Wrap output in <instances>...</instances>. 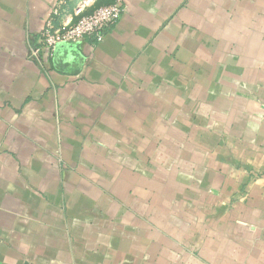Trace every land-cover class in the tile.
<instances>
[{
  "label": "crops",
  "instance_id": "1",
  "mask_svg": "<svg viewBox=\"0 0 264 264\" xmlns=\"http://www.w3.org/2000/svg\"><path fill=\"white\" fill-rule=\"evenodd\" d=\"M0 0V264H264V0Z\"/></svg>",
  "mask_w": 264,
  "mask_h": 264
},
{
  "label": "built area",
  "instance_id": "2",
  "mask_svg": "<svg viewBox=\"0 0 264 264\" xmlns=\"http://www.w3.org/2000/svg\"><path fill=\"white\" fill-rule=\"evenodd\" d=\"M127 8L126 0H114L109 4L95 7L88 13L78 10V18L73 22L56 23L55 9L40 31L36 45L31 47V57L39 62L49 61L62 45L77 44L85 38L101 42L109 29L121 18Z\"/></svg>",
  "mask_w": 264,
  "mask_h": 264
}]
</instances>
